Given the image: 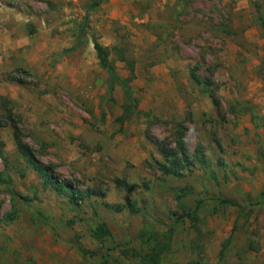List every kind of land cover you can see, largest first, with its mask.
<instances>
[{"label":"rangeland","instance_id":"1","mask_svg":"<svg viewBox=\"0 0 264 264\" xmlns=\"http://www.w3.org/2000/svg\"><path fill=\"white\" fill-rule=\"evenodd\" d=\"M91 2L0 0V264H264V0Z\"/></svg>","mask_w":264,"mask_h":264},{"label":"trees","instance_id":"2","mask_svg":"<svg viewBox=\"0 0 264 264\" xmlns=\"http://www.w3.org/2000/svg\"><path fill=\"white\" fill-rule=\"evenodd\" d=\"M104 0H92L91 4L88 6V11L86 12V15H85V18H84V24H83V27L80 29L79 31V35L82 36V32H83V28H86V26L88 25V12L89 10H92L94 9L95 7L99 6V4L101 2H103ZM93 46H94V50L96 52V56H97V59L99 61V65L106 69L108 74H109V80L110 82H117L119 84H121L126 90H129V87L127 85V82L125 80H122L120 79L115 70H114V67L108 63L107 61V49L102 47L100 44H98L96 41L93 42ZM193 76V81L197 84H200V79H198L197 77H195L194 75ZM15 138L18 140V135H15ZM19 148H20V151L22 153V155L26 158V160L28 161L29 165L36 171L40 174V176L43 178V179H48V174H47V170L46 168L43 166V165H40L35 159L34 157L31 155V152L29 151V149H27L25 146H20V141H19ZM176 162V161H175ZM175 162L173 164H175ZM49 180V179H48ZM47 180V182L44 183L45 186H48L49 184V181ZM51 181V180H50ZM0 182H1V178H0ZM55 185V184H54ZM55 188L57 190H62L64 188V185L63 184H57L55 185ZM71 191V195L74 194V191ZM93 193V191H92ZM225 203H229V201H224ZM130 205V203H129ZM126 206H120L117 208V211H121L123 208H125ZM130 209V208H129ZM134 209L131 208L129 211L130 212H135L133 211ZM109 229L106 225L105 222H101L99 223L95 228L94 230L92 231L93 233V237L98 239V240H103L104 237L108 236L109 235ZM146 259V257H145ZM143 259V260H145ZM153 260V259H152ZM149 264H152V263H149Z\"/></svg>","mask_w":264,"mask_h":264}]
</instances>
